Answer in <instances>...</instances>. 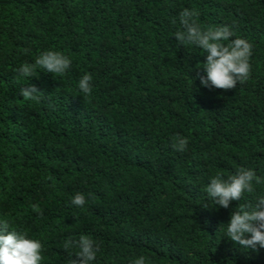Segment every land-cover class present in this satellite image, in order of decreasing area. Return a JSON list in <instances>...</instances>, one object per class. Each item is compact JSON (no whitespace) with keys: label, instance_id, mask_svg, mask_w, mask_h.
Here are the masks:
<instances>
[{"label":"trees","instance_id":"obj_1","mask_svg":"<svg viewBox=\"0 0 264 264\" xmlns=\"http://www.w3.org/2000/svg\"><path fill=\"white\" fill-rule=\"evenodd\" d=\"M184 8L253 44L247 81L195 79L192 91L206 56L176 45ZM46 50L69 55V71L18 78ZM85 73L90 95L77 87ZM30 84L40 102L19 95ZM240 167L264 178V0H0V218L42 241V264H67L64 243L80 235L99 244L95 264H264V249L217 232L264 183L228 209L201 204L212 177ZM78 192L82 208L70 203Z\"/></svg>","mask_w":264,"mask_h":264},{"label":"clouds","instance_id":"obj_2","mask_svg":"<svg viewBox=\"0 0 264 264\" xmlns=\"http://www.w3.org/2000/svg\"><path fill=\"white\" fill-rule=\"evenodd\" d=\"M199 13L196 9L184 8L178 17L180 29L175 31L176 45L187 49H199L206 58L198 62L196 67L203 69V74L197 73L192 78V91L195 79L200 86L229 90L244 83L251 74V57L253 44L243 37H235V28L231 24L215 27H202L197 21ZM193 52V51H190ZM72 59L62 51L46 50L41 52L34 63H22L16 69L17 76L28 82L34 76L37 66L40 71L52 73L55 77L69 71ZM185 66H190L185 61ZM94 77L85 73L78 81L80 93L90 95L94 88ZM45 92L35 84L20 87L19 95L29 101L40 102ZM192 93V92H191ZM189 139L177 136L172 147L177 152L188 150ZM264 183V178L258 177L252 168L240 167L232 175L217 173L206 184L204 207L228 209L232 201H241L245 194L256 191V185ZM211 201L213 206L208 205ZM83 193H76L71 198V205L82 208L86 204ZM33 210L40 212L39 206L33 205ZM220 238L226 237L244 250L260 252L264 249V195H257L253 201L239 203L230 213L227 222L219 224L217 232ZM69 251L67 264H95L100 246L88 235L79 238H68L64 243ZM78 249L74 254L71 249ZM43 243L40 239L31 237L23 229L13 227L5 218H0V264H42L44 256ZM131 264H151V259L145 255L135 257Z\"/></svg>","mask_w":264,"mask_h":264}]
</instances>
